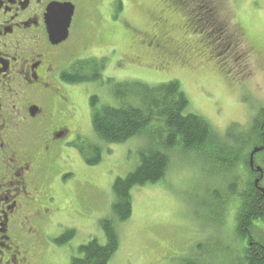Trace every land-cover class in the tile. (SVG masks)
<instances>
[{
  "label": "rangeland",
  "instance_id": "rangeland-1",
  "mask_svg": "<svg viewBox=\"0 0 264 264\" xmlns=\"http://www.w3.org/2000/svg\"><path fill=\"white\" fill-rule=\"evenodd\" d=\"M215 4V28L223 39L217 47L188 29L192 26L188 15L195 18L202 10H197L198 0L76 3L72 28L76 45L85 44L95 55L103 52L113 58L112 66L103 70V80L84 83L71 92L78 108L79 135L100 144L101 161L83 165L72 153L73 164L67 171L74 175L62 184L53 183L59 211L44 229L36 264H69L79 245L93 238L105 242L100 220L112 216V183L133 171L139 152L150 145L149 136L140 135L119 144L99 140L91 124V96L98 98L99 106H117L112 82L176 80L188 97L187 111L204 117L219 134L231 125L246 129L264 107V0H216ZM149 32L167 33L159 50L155 43H142ZM125 101L135 99L129 96ZM165 151L169 163L163 178L131 189L132 213L118 223L120 244L108 264H181L193 255L208 264H240L243 239L232 229L247 172L237 168L209 176L210 168L198 154L179 148ZM260 154L258 161L264 164V152ZM260 184L264 187V175ZM67 230H73L74 236L65 244H55L53 239ZM252 233L264 244V222H255ZM198 243L206 255L199 254Z\"/></svg>",
  "mask_w": 264,
  "mask_h": 264
},
{
  "label": "flooded vegetation",
  "instance_id": "flooded-vegetation-1",
  "mask_svg": "<svg viewBox=\"0 0 264 264\" xmlns=\"http://www.w3.org/2000/svg\"><path fill=\"white\" fill-rule=\"evenodd\" d=\"M78 1L0 0V264L38 262L44 229L59 211L53 183L74 175L67 171L72 153L88 165L76 146L79 115L71 95L84 83L67 79L76 75L71 68L77 60L94 59L98 72L91 75L102 80L113 58L76 45L72 26ZM57 2H71L75 9L67 38L53 43L48 8ZM166 35L149 32L142 43H155L159 50ZM254 160L253 169L259 165ZM252 172L256 180L259 173Z\"/></svg>",
  "mask_w": 264,
  "mask_h": 264
},
{
  "label": "trees",
  "instance_id": "trees-1",
  "mask_svg": "<svg viewBox=\"0 0 264 264\" xmlns=\"http://www.w3.org/2000/svg\"><path fill=\"white\" fill-rule=\"evenodd\" d=\"M198 2L197 10H202L195 14V18L188 15L187 22L192 25L188 29L200 33L205 42L217 47V43L223 39L219 28H215L216 11L213 8L216 7V0ZM98 66L94 59L77 60L71 68L76 75L67 81L76 84L96 81L98 78L91 74L98 72ZM111 93L119 105L99 106L96 96L89 99L92 129L97 138L107 144H119L134 136H149L150 145L139 152L135 169L124 177H116L112 183V216L100 220L105 242L101 244L93 238L79 245L77 254L71 257L69 264L109 263L120 244L118 223L127 220L132 213L131 189L162 179L169 163L165 150L174 148L198 154L202 164L210 168L209 176H221L232 169L237 171V168L247 172L244 175V188L237 196L232 231L243 239L240 264H264V244L252 233L255 222H264V187L263 192L259 189V186L262 187L260 181L264 175V164L262 177L258 175V184H255L254 169L249 167V152L254 147H264V107L256 111L246 129L231 125L223 134H219L204 117L187 111L188 97L176 80L159 84L112 82ZM129 96L136 102L125 101ZM76 146L88 165L101 161L102 148L98 142L85 139L78 141ZM263 152L264 148L254 157L258 159ZM88 153L90 158L87 157ZM230 193H234L232 189ZM213 199L219 201L215 196ZM73 236L74 231L67 230L53 241L62 245ZM196 248L199 254L206 255L203 244L198 243ZM199 258L196 255L183 258L181 264H208Z\"/></svg>",
  "mask_w": 264,
  "mask_h": 264
},
{
  "label": "water",
  "instance_id": "water-1",
  "mask_svg": "<svg viewBox=\"0 0 264 264\" xmlns=\"http://www.w3.org/2000/svg\"><path fill=\"white\" fill-rule=\"evenodd\" d=\"M74 6L70 2L54 3L48 8V16H53L49 18L48 32L49 38L53 43H59L65 40L68 36V28L70 25L71 17L73 15ZM262 147H254L250 153V165L253 162V155L257 151L261 150ZM256 170L261 172L260 167H256ZM258 179L255 180V183ZM263 192V188H259Z\"/></svg>",
  "mask_w": 264,
  "mask_h": 264
},
{
  "label": "bare ground",
  "instance_id": "bare-ground-1",
  "mask_svg": "<svg viewBox=\"0 0 264 264\" xmlns=\"http://www.w3.org/2000/svg\"><path fill=\"white\" fill-rule=\"evenodd\" d=\"M257 179H258V182H259V177Z\"/></svg>",
  "mask_w": 264,
  "mask_h": 264
}]
</instances>
